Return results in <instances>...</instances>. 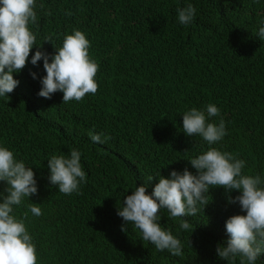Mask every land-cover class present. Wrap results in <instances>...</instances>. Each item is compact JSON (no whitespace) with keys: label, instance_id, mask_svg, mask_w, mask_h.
I'll use <instances>...</instances> for the list:
<instances>
[{"label":"trees","instance_id":"trees-1","mask_svg":"<svg viewBox=\"0 0 264 264\" xmlns=\"http://www.w3.org/2000/svg\"><path fill=\"white\" fill-rule=\"evenodd\" d=\"M33 25L37 46L54 55L64 36L79 29L91 43L99 63L95 95L63 103V93L38 96L46 75L43 60L29 61L14 78L20 83L0 97V145L32 167L38 194L25 198L38 204L42 215L29 212L28 228L39 254L38 264H228L216 254L229 237L226 220L245 215L228 203L240 193L211 188L209 203L194 217L192 228H179L161 210V226L183 244V255L142 240L132 223L124 226L118 207L135 187L147 184L151 194L159 174L183 172L188 160L209 147L199 136L183 132V114L215 104L227 135L216 147L246 161L245 174L264 178V0H36ZM188 3L197 10L194 21L178 22L177 9ZM43 4V8L39 5ZM71 13L68 15L67 13ZM50 42H45L47 38ZM55 48H54V47ZM35 72L33 79L30 73ZM110 139L94 143L88 133ZM81 153L87 183L80 194L65 195L50 183L48 159ZM0 181V196L6 195ZM235 264H240L239 258ZM257 264H264L261 254Z\"/></svg>","mask_w":264,"mask_h":264},{"label":"clouds","instance_id":"clouds-1","mask_svg":"<svg viewBox=\"0 0 264 264\" xmlns=\"http://www.w3.org/2000/svg\"><path fill=\"white\" fill-rule=\"evenodd\" d=\"M38 5L36 0H0V97L8 96L20 83L14 73H20L27 65L33 47L37 51L31 56V64L38 65L43 60L46 75L40 80L38 96L51 99L56 92L63 93V103L80 102L86 95H95L99 84L96 80L99 63L90 54L91 43L86 34L73 29L64 36L62 46L54 55L37 46ZM43 8V4L39 5ZM178 22L190 25L197 10L193 4L178 8ZM71 15V13H67ZM258 36L264 40V21L261 22ZM45 42L51 43V38ZM33 79L35 72L30 73ZM183 132L189 136H199L209 146L196 158L188 160L193 174L188 168L183 172L172 170L168 177L161 174L150 177L148 182L158 178L153 192L148 194L147 184L135 187L118 207L117 215L124 226L132 223L140 230L142 240L155 246L157 251L167 250L171 255H183L181 240L171 230L161 226L160 212L167 210L172 219L180 218L179 228L191 230L189 217L196 216L199 206L209 203L206 194L211 188L222 187L227 193L233 190L240 194L229 195L228 203L239 204L245 215L230 216L225 222L228 239L218 243L216 254L228 264H257L264 254V178L259 174H245L246 161L238 154L224 151L215 145L227 135L223 118L218 123L213 117H220L221 111L215 104L205 109L191 108L184 112ZM92 142L103 144L110 139L103 133H88ZM82 153L71 149L68 155H52L48 159L50 183L65 195L80 194L81 185L87 183V173L81 164ZM0 181L6 182V195L0 196V264H38L39 254L34 237L29 232V212L39 217L42 209L36 203L27 205V211L18 215L16 208L24 205L25 198L38 194L35 172L18 160L13 150L0 145Z\"/></svg>","mask_w":264,"mask_h":264}]
</instances>
